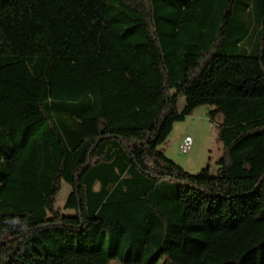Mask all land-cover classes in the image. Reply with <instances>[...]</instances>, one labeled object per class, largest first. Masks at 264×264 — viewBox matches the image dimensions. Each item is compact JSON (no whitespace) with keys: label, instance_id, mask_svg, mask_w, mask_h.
Instances as JSON below:
<instances>
[{"label":"trees","instance_id":"obj_1","mask_svg":"<svg viewBox=\"0 0 264 264\" xmlns=\"http://www.w3.org/2000/svg\"><path fill=\"white\" fill-rule=\"evenodd\" d=\"M202 105L190 173L159 146ZM161 257L264 264V0H0V264Z\"/></svg>","mask_w":264,"mask_h":264},{"label":"rangeland","instance_id":"obj_2","mask_svg":"<svg viewBox=\"0 0 264 264\" xmlns=\"http://www.w3.org/2000/svg\"><path fill=\"white\" fill-rule=\"evenodd\" d=\"M243 11L239 3L235 9V14L237 16L239 15L240 18L244 17ZM251 29L248 39L253 36ZM245 42L247 44V40ZM243 47L245 46L243 45ZM184 104V97L179 96L176 105L177 110L181 111ZM210 109L211 107L208 105L196 107L183 121L175 122L171 132L159 146L167 157L190 173H196L206 165L209 166L210 172L213 173L216 169L217 159L222 154V144L217 139V122L221 120L222 116L218 114L214 121H210L207 117V113ZM187 134H192L193 144L189 152L182 153L179 150V144L182 138ZM69 191V185L62 181L54 201L55 209L64 215L73 213V211L63 208L65 198ZM109 264L120 263L117 261H110ZM157 264L168 263L164 257H161Z\"/></svg>","mask_w":264,"mask_h":264},{"label":"built area","instance_id":"obj_3","mask_svg":"<svg viewBox=\"0 0 264 264\" xmlns=\"http://www.w3.org/2000/svg\"><path fill=\"white\" fill-rule=\"evenodd\" d=\"M192 144H193V136L192 134H187L182 138L179 144V150L182 153H187L190 151Z\"/></svg>","mask_w":264,"mask_h":264}]
</instances>
